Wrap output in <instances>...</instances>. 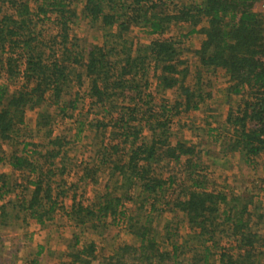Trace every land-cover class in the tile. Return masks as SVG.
Instances as JSON below:
<instances>
[{
    "label": "trees",
    "instance_id": "obj_1",
    "mask_svg": "<svg viewBox=\"0 0 264 264\" xmlns=\"http://www.w3.org/2000/svg\"><path fill=\"white\" fill-rule=\"evenodd\" d=\"M257 1L83 0L80 14L98 26L104 39L102 44L90 45L86 51H77L73 56L64 47L68 54L59 60L47 56L41 47L37 39V22L40 17H47L48 12L55 13L60 29L57 35L64 45L68 40V22H72L76 10L64 0H0V69L4 79L0 81V139H9L24 122L25 111L38 108L46 100L47 93H51L53 103L59 101L71 81V74L75 72L74 64L81 70L75 73L77 82L82 84L83 78L88 79V97L103 110L108 109L110 103L115 106L119 100H128L125 107H120L128 109V112L119 113L113 128H119L121 124L123 127L137 119L139 104L135 98L142 96L149 87L152 71L156 86L160 90L175 88L180 99L170 107L160 103L159 110L148 105L141 114L143 125L133 130L128 127L122 129L124 131L120 134L130 147L125 161L120 159L113 163L111 173L125 176L129 186L138 183L147 197L153 196L158 201L156 196L173 184V178L159 177L154 165L162 160L179 162L182 157H187L185 169L191 183L186 185V191L168 200L167 204L181 211L198 235L209 233L206 240L213 238V228L221 216L223 222L230 226L232 235L238 236V248L245 249L234 258L230 253H222L221 259L226 257L223 263L250 264L247 248L252 246L254 239L248 228L247 206L229 205L220 212V205L227 204L226 196L206 190L204 181L194 175L200 163L192 162L191 158L197 151L194 145L181 139L172 142L168 136V122L180 107L185 111L198 109L211 95V90L203 87L205 74L221 71L229 80L227 93H239L244 86L251 93V100L245 102L242 114L233 119L234 124H240L234 146H240L247 154H255L264 146V28L254 7ZM202 21L203 25L196 28ZM180 22L192 26L185 36L195 32L202 34L199 46L193 51L197 65L196 78L192 83H186L189 65L181 58L177 39L156 38L143 46L136 42V37L129 36V30L134 26L150 35H162L171 24ZM19 76L22 83L14 87ZM143 95L150 96L148 93ZM76 99L77 96L71 101L73 108ZM247 121L251 126L245 130ZM43 122L39 121L40 124ZM143 126L151 133L149 141L139 140ZM58 140L57 137L53 139L57 146L60 145ZM45 154L52 160L60 152L52 149ZM8 163L13 169L26 168L30 174H35V180L29 181L33 186L30 197L20 206L38 222H43L58 204V197L51 193L50 177L55 173L52 161L48 163L51 167L43 171L36 158L33 160L28 155L13 152ZM92 172L95 173L93 167H84L85 175ZM43 202L46 203L44 207ZM119 204L120 197L104 196L103 200L89 205L72 203L67 215L76 224L89 222L92 228H98L105 226L106 216L113 219L122 216L123 211H118ZM150 207L149 212L154 208V201ZM128 228L137 242L119 245L111 255L103 257L101 264H179L177 244L171 243L170 249H161L151 228L145 223L138 224V220L130 219ZM94 249L90 241L75 250L71 253L72 264L77 260L89 264L95 257ZM208 251L205 247L198 259L194 254L190 264L199 261L200 264H215L209 263Z\"/></svg>",
    "mask_w": 264,
    "mask_h": 264
},
{
    "label": "rangeland",
    "instance_id": "obj_2",
    "mask_svg": "<svg viewBox=\"0 0 264 264\" xmlns=\"http://www.w3.org/2000/svg\"><path fill=\"white\" fill-rule=\"evenodd\" d=\"M64 1L76 10V16H73L72 22H68L66 30L68 40L64 45H61L60 37L57 35L60 29L55 13L48 12V16L43 19L39 16L40 20L36 26L37 39L46 55L59 60H62L65 53L70 52V56H73L77 51H86L90 45L102 44L104 39L98 26L80 14L83 0ZM168 7L170 8L171 4ZM203 23L200 22L196 28ZM191 28L190 24L180 22L171 24L162 35H150L145 33L144 29L134 26L129 30V36L136 37V42L143 46L156 38L177 39L181 47V58L188 61L189 65L186 83H192L196 78L197 65L193 51L199 46L202 34L195 32L185 36ZM64 47H67L68 52ZM74 67L75 72L73 71L70 76L71 81L64 88L57 103H53L51 93H47L46 100L38 108L25 111L24 122L16 128V132L9 139H0V158H2L0 206H4L0 207V264H72L71 253L81 249L90 241L95 246V257L89 264H101L103 257L111 255L119 245L137 242L128 228L130 219L138 220V224L148 225L161 249H170L171 243L177 244L179 264H190L194 254L197 255V259L200 258L205 247L209 250V263L224 264L226 257L221 259L222 253H236L240 249L230 226L223 222L222 217L220 216L216 221L213 238L206 240L209 233L198 235L197 230L190 227L185 215L175 207H171V204H167L168 200L186 191V185L189 186L191 183V180H188V171L185 169L184 161L187 157H182L179 162L162 160L154 165L159 177L173 178V184L158 194V197L156 196L158 201H155L153 196L147 197L138 183L129 186L125 176L117 172L111 173L113 163L120 159L125 161L129 151V142L124 141V136L120 134L124 131L122 129L128 127L133 130L143 125L144 117L141 118V114L146 111L148 105L155 110H159L160 103L170 107L180 99L179 92L175 88L160 90L151 71L149 87L142 92L140 99L138 96L135 98L139 104L137 119L129 121L127 126L121 127V124L119 128H113L119 113L128 112V109L120 108L125 107L128 100H119L115 106L110 103L107 105L108 109L103 110L88 97L86 92L88 79L83 78L82 84L77 82L75 73L81 70L76 64ZM1 75L0 69V81H4ZM205 75L203 87L211 90V95L199 105L198 109L185 111L180 107L177 114L170 116L169 139L172 142L181 139L187 144L194 145L197 154L191 160L200 163L194 175L199 176L200 179L204 177L208 188H213L214 178L220 181L216 184V188L226 193L227 202L220 205V212L229 205L238 207L246 205L257 209L264 207L263 178L259 181L263 187L257 188V194L254 193L257 196L253 197L249 192L252 187L250 175L256 172L262 177L260 176L264 174L262 165L256 164L254 168L246 165L242 155H239L240 160L230 165L226 161L215 163L213 160L221 157L218 154L219 149L222 147L224 150L227 149V138L232 133L226 124L220 126L227 107L224 97L229 80L221 71L209 72ZM20 77L15 79L14 87L21 85ZM145 93L150 96L145 97L143 95ZM75 96L77 99L73 108L71 101ZM233 102L236 103L237 100ZM39 121H44V124H40ZM218 126L221 127L222 137H218L217 131L214 130ZM208 128L212 130L208 131ZM56 137L59 139V146L53 142ZM142 138L146 141L151 138V133L145 126L139 140ZM52 149H58L60 154L50 160L47 158L48 153L45 152ZM13 152L18 155H28L33 160L36 158L43 171L48 169L50 166L48 163L52 161L55 173L50 177L51 193L52 196L58 197V204L43 222H38L23 206H20L30 197L33 186L29 181L35 180V174H30L26 168L13 169L8 163V158ZM224 159L233 161L234 157L229 155ZM84 167L95 169L91 178L82 177ZM223 176L226 177L222 178ZM234 191L242 192L237 194ZM72 195L75 196V203H83V205L101 201L104 196L108 198L118 196L120 197L118 211L122 210L123 214L114 219L110 215L106 216L105 220L103 219L105 226L98 228H92L89 222L83 225L76 224V221L67 215L71 208L68 206L72 203ZM153 201L154 208L149 212ZM43 205L46 203L43 202L42 207ZM249 228L251 231L254 230L252 227ZM256 230L258 236L254 240L259 251H254L252 258L253 262L256 261L255 264H264V227ZM76 240H78L77 244ZM75 264L86 263L77 260ZM197 264H200V261Z\"/></svg>",
    "mask_w": 264,
    "mask_h": 264
},
{
    "label": "crops",
    "instance_id": "obj_3",
    "mask_svg": "<svg viewBox=\"0 0 264 264\" xmlns=\"http://www.w3.org/2000/svg\"><path fill=\"white\" fill-rule=\"evenodd\" d=\"M226 87H225V97H224V99H225V103H226L227 107H226V110L224 111V114H223L224 118L222 119L220 126H223V125L226 124L227 126H229L227 128H230V131L232 133L229 135V138H227V149L224 150V147L219 149L218 150V152H219L218 154L221 155V157L219 159L213 158V160H214L215 163L225 162L226 161L228 163V165H230V164H233L234 162H237V160H240L239 157H241V156H239V155H242L244 164L251 165L253 168H254V166L256 164H260V165H262V168H264V146L255 154H247L245 151H243L241 149L240 146L237 147V148L234 146L235 145L234 144L235 143V139H236L237 134H238V132L240 130V124H234L233 119H234V117L240 116L242 114L243 110L245 109V102L246 101L248 102V101L251 100V93L248 90V88L246 86H244V88H242V90L239 93H236V94L230 93L229 94V93L226 92ZM242 98H245V99L242 100ZM234 100H237V102L234 103L233 102ZM250 126H251V123L249 121H247L245 130L249 129ZM209 130H212V129L208 128V131ZM214 130L217 131L218 137H222L223 136L222 132L220 131L221 127L218 126ZM229 155L234 157L233 161H227V160L224 159V158H226ZM234 155L235 156L238 155V156L235 157ZM92 175H93L92 173H91V175H85L84 171H83L82 177L84 178V177L90 176L89 178H91ZM260 176H262V177H259L258 173H256V172H252L251 175H250V184H251L252 187H250L251 189L249 190V192H250V194L253 195V197L257 196V195H254V193H256L257 188H262L263 187V185L262 186L260 185L259 181L261 180L260 178H263L262 180L264 181V174L260 175ZM225 177L226 176H223L222 178H225ZM201 179L206 184V190H210V191H214V192H221L224 195H226V193L223 192L222 189L216 188V186H217L216 184L218 182H220V181H218V179L214 178V180H212L213 188H208L206 180H205L204 177H201ZM93 180L95 181V179H93ZM234 192H236L237 194H241L242 191H234ZM234 192H232V193H234ZM74 197L75 196L72 195V198H73L72 199V203L74 202V204H76ZM72 203L68 207H72ZM246 210H247L246 218H249L248 228L252 227L254 229L251 232L253 233V239H255V237L258 236V235H256V233H257L256 229L259 228V227H261V228L264 227V207H261V208H258V209L255 208V207H246ZM255 216H257V219H255ZM255 221H256V223H255ZM237 237L238 236H235L236 244H237V240H236ZM263 237H264V235H263ZM263 242H264V240H263ZM247 249H248L247 252H249V255H250V257L247 258L248 259L247 261H249L250 264H255L256 261L253 262V258H252L253 252L254 251H259L258 248L256 247L255 240L252 243V246L248 247ZM244 250L240 249V250H237L236 253H230V254H232V256L234 258L239 253H241V254L244 253Z\"/></svg>",
    "mask_w": 264,
    "mask_h": 264
},
{
    "label": "built area",
    "instance_id": "obj_4",
    "mask_svg": "<svg viewBox=\"0 0 264 264\" xmlns=\"http://www.w3.org/2000/svg\"><path fill=\"white\" fill-rule=\"evenodd\" d=\"M255 10L260 14L262 18V25L264 28V0H258L255 4Z\"/></svg>",
    "mask_w": 264,
    "mask_h": 264
}]
</instances>
